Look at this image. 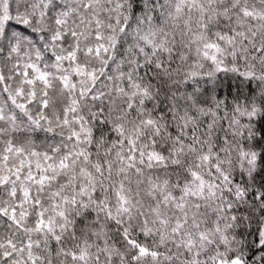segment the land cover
I'll return each instance as SVG.
<instances>
[{"label":"snow or ice","instance_id":"snow-or-ice-1","mask_svg":"<svg viewBox=\"0 0 264 264\" xmlns=\"http://www.w3.org/2000/svg\"><path fill=\"white\" fill-rule=\"evenodd\" d=\"M0 264H264V0H0Z\"/></svg>","mask_w":264,"mask_h":264}]
</instances>
